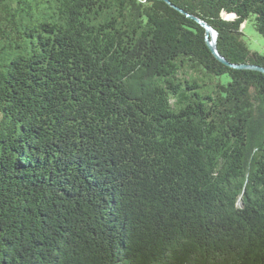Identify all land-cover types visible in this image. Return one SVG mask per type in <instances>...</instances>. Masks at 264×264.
Segmentation results:
<instances>
[{
  "label": "trees",
  "instance_id": "trees-1",
  "mask_svg": "<svg viewBox=\"0 0 264 264\" xmlns=\"http://www.w3.org/2000/svg\"><path fill=\"white\" fill-rule=\"evenodd\" d=\"M170 1L264 68V0ZM206 43L163 0H0V264H264V74Z\"/></svg>",
  "mask_w": 264,
  "mask_h": 264
},
{
  "label": "water",
  "instance_id": "water-1",
  "mask_svg": "<svg viewBox=\"0 0 264 264\" xmlns=\"http://www.w3.org/2000/svg\"><path fill=\"white\" fill-rule=\"evenodd\" d=\"M163 1H165L166 3H168L173 8L177 9V11L181 12L182 14L187 15L192 20H195L197 23H199L201 26L204 27V29L206 31V41H207L206 44H207L208 48L212 51V53L216 56V58L218 59V61H220L222 64H224L226 66H229V67H232V69L261 71V73L264 74V68H262L261 66L247 65V64H237L236 65V64H232V62H230L227 59H225V57L222 56L220 54V52H219V49H218V46H217V43H218L217 32L214 30V28L211 25H209L208 23H206L204 20L199 19V18H197L195 16H192L190 13H187L185 10L177 7V5H175L174 3H172L170 0H163ZM233 16H234V19H235L236 16L234 14H233ZM244 27H245V25H243V28Z\"/></svg>",
  "mask_w": 264,
  "mask_h": 264
},
{
  "label": "rangeland",
  "instance_id": "rangeland-1",
  "mask_svg": "<svg viewBox=\"0 0 264 264\" xmlns=\"http://www.w3.org/2000/svg\"><path fill=\"white\" fill-rule=\"evenodd\" d=\"M223 17L227 20L234 19L233 14H225ZM244 33L250 49L260 51L261 54H264V38L255 31V28L249 25L246 27V30H244ZM211 79H213V77ZM224 81H228L226 77Z\"/></svg>",
  "mask_w": 264,
  "mask_h": 264
}]
</instances>
